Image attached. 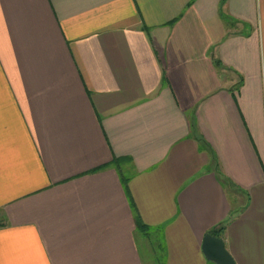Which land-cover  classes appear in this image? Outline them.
I'll return each instance as SVG.
<instances>
[{"label":"crops","instance_id":"obj_1","mask_svg":"<svg viewBox=\"0 0 264 264\" xmlns=\"http://www.w3.org/2000/svg\"><path fill=\"white\" fill-rule=\"evenodd\" d=\"M222 228L264 264V0H0V264H214Z\"/></svg>","mask_w":264,"mask_h":264},{"label":"water","instance_id":"obj_2","mask_svg":"<svg viewBox=\"0 0 264 264\" xmlns=\"http://www.w3.org/2000/svg\"><path fill=\"white\" fill-rule=\"evenodd\" d=\"M203 252L205 257L214 264H236L222 238L211 234L206 235L203 242Z\"/></svg>","mask_w":264,"mask_h":264},{"label":"trees","instance_id":"obj_3","mask_svg":"<svg viewBox=\"0 0 264 264\" xmlns=\"http://www.w3.org/2000/svg\"><path fill=\"white\" fill-rule=\"evenodd\" d=\"M141 229L144 231L146 230L147 228L145 226H141ZM224 228H222V230H218V231H213V233L211 235L215 236V237H222V231H223Z\"/></svg>","mask_w":264,"mask_h":264}]
</instances>
